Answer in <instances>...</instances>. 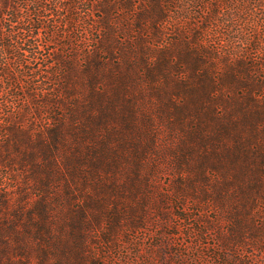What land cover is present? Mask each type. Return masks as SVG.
I'll return each mask as SVG.
<instances>
[{
	"label": "trees",
	"instance_id": "obj_1",
	"mask_svg": "<svg viewBox=\"0 0 264 264\" xmlns=\"http://www.w3.org/2000/svg\"><path fill=\"white\" fill-rule=\"evenodd\" d=\"M182 1L0 0V109L6 111L5 104L15 100L29 105L6 112L8 126L0 129V166L6 170L13 165L30 167L29 180L43 175L36 186L43 200L51 194L55 178L52 169H56L62 177L59 182L65 186L60 200L65 201L63 206H70L65 198L70 197L71 183L78 176L100 183L103 177L112 174L115 179L120 174L127 182L129 198L137 197V193L147 195L138 187L150 182L140 178L141 164L150 160L156 168V159L165 156L180 174L177 192L184 197L177 198L184 201L187 190L198 200L194 203L197 208L202 207L199 200H204L227 220L225 232H215L219 249L225 253L220 260H231L230 254L247 246L262 253L264 59L256 64L249 61L252 52H263L260 54L264 56V38H260L264 37V0H241L247 2L242 5L237 0H187L186 12L179 9ZM175 11L180 20L200 21L203 27L190 26L186 44L180 43L182 33L175 31L180 40L163 45L166 25L176 22ZM94 12L100 15L90 21L87 13ZM115 12H127L131 21L116 18ZM210 24L225 26L228 40L250 48H242L236 60L225 58L220 71L207 66L209 52L198 46L199 37ZM89 29L96 30L99 37L93 41L96 46L88 49L89 40L83 34ZM130 33H136L135 40L120 41L118 35L127 38ZM44 45H53L48 48L49 62L42 55ZM48 83L54 87H47ZM137 101H142L139 110H144L143 130L137 127ZM42 116L47 118L46 127L21 130L17 126ZM155 119L177 135L169 136L176 143L162 152L166 155L156 152ZM136 133L149 141L144 146L132 141L119 144L120 150L131 155L121 164L113 141L121 134ZM33 137L38 140L32 142ZM33 150L38 154L35 158ZM84 165L90 170L86 174ZM121 165L125 168L118 171ZM207 169L221 179L214 183L207 180ZM109 188L124 194L114 186ZM47 208L40 204L28 217L37 216L46 223L51 212ZM66 211L61 210V216L77 222L66 224L62 219L61 233L54 236L43 223L40 231L44 233L35 238L41 239V246L50 244L51 254L43 247L37 252L42 259L48 255L56 258L54 264H71L72 258L77 264H86L83 233L88 218L84 212ZM95 221L99 222V217H94ZM200 221L207 229L215 226L210 220ZM137 223L135 227H141ZM14 241L20 243L23 238L16 235Z\"/></svg>",
	"mask_w": 264,
	"mask_h": 264
},
{
	"label": "rangeland",
	"instance_id": "obj_2",
	"mask_svg": "<svg viewBox=\"0 0 264 264\" xmlns=\"http://www.w3.org/2000/svg\"><path fill=\"white\" fill-rule=\"evenodd\" d=\"M237 2L241 5L247 3L241 0H237ZM178 6L184 12L189 8L187 0L179 2ZM223 11L225 13L228 12L227 9H223ZM126 13L124 12L123 15L122 12H115L114 16L116 18L119 16L121 20L126 22L128 20L131 21L130 16ZM87 14H89L90 21L96 20L100 15L99 12ZM172 15L176 22L173 20L170 26L166 25L162 39L163 45L171 40H180L177 33L174 34L175 31L182 33L184 40L180 43L186 44L185 42L189 38L188 28L190 29V26L194 24L198 25L199 28L203 27L199 19V23L193 19L186 20L182 18L180 20L177 11ZM48 18H51V16ZM93 29L91 31L89 29L86 34H83L89 40L86 44L88 49L96 46L93 41L99 37V33ZM41 34L44 35V32ZM118 37L121 42L130 43L135 40L136 33H130L128 37L126 36L127 38L121 35H118ZM260 38L264 37L260 36ZM198 40L199 48L203 47L209 52L206 55L207 66H213L215 71H220L224 67L227 58L230 61L236 60L242 48L250 49L248 46L243 47L244 45L241 43H233L228 40L225 26L221 24L208 25V28L202 32ZM47 46L44 45L45 51L42 52V55L49 62V49L53 45H50L49 49ZM159 47L161 46L159 45ZM62 51L66 55L69 53V50L62 49ZM260 53L263 52H252L250 55L251 61L247 60L255 64L260 62L261 59H264V56ZM77 63H80V59H77ZM182 71L188 72L187 70ZM48 86L52 87L53 85L48 83ZM140 104H142V101L136 102V109L140 118L137 122V127L143 130L145 122L141 118L144 110H139ZM22 106L27 107L29 105L26 102L15 100L10 104H5L3 108L6 111H1L0 109V129L8 126L6 123L8 118L6 117V112H14ZM58 114H61V112L59 111ZM31 120L28 118L25 120L24 125H17L18 128L21 130H33L42 126L46 127L48 124L47 118L44 116L40 120L33 121V123H31ZM153 125L156 126L152 130L155 134L156 145L159 148L156 149V152L162 154L163 151L168 150L170 145L176 143L169 136L175 137L177 135H172L157 119H155ZM119 130L118 133H120ZM1 140L2 137H0ZM37 140V137L31 138L32 142ZM42 140L45 141L44 139ZM129 141L135 144L141 142L140 146H144L149 141V138H145L141 133H136L131 136L121 134L118 137V141L115 139L113 146L115 147L114 149L117 147L119 154H121L119 159L121 164H125L126 160L129 161L131 155L129 156L128 152L120 150L119 144H127ZM32 154L33 158L38 155L35 150H33ZM162 155H166V153ZM63 156L64 154L59 157L62 158ZM148 156L155 157L154 155ZM150 162V160L143 162L140 171V178L142 180L148 178L150 182H148L146 187L143 185L138 186L139 192L147 195L143 196L137 193V197L129 198L126 191L127 182L120 174L116 175L115 179L112 174L106 176L105 179L103 177L100 183H93L89 179L85 180L83 177L78 176L71 183L70 197L65 198V200L69 201L70 206H67L68 204L63 206L65 201H62L64 198V191L62 190L65 186L62 182H59L62 177L56 173V169H52V172H55V178L52 179L51 194L48 193L43 200V193L36 191L38 180L40 181L39 178L43 177V175H37V178L29 180L27 177L31 176L30 167L13 165L11 170H6L0 166V263L40 264V261L45 264L56 263L57 259H54L53 256L48 255L47 258L42 259L41 254L37 252L40 249L39 247H43L45 251L49 250L47 253L51 252L49 249L50 244H45L48 247L41 246V239L35 238L44 233L40 231V226L44 222L37 216L31 220L28 217L36 206L44 204V206L48 207V211H51L49 212L48 221L44 224L46 227H50L52 236L61 233L60 221L62 219L67 222L66 224L77 222L73 221V218L70 220L72 222H70L67 220V216L66 218L61 216V210L65 214L69 208L75 212L77 211L76 213H85L88 218V227L84 229L83 233L86 264H91V261H96L98 264H239L238 262L242 259L244 260L242 262H247L248 264H264V252L261 253L259 249L251 246H247L244 251L239 250L238 253L230 254L228 257H233L231 260L221 261L220 257L225 253L219 249V245L215 240V232L218 229L219 232H225L228 225L227 220L220 217L219 210L209 202L199 200L202 207L197 208L194 203L198 202V200L192 198L190 193L186 192L187 190L183 193L187 196L184 201L177 198L182 194L177 192L178 187L176 185V182L180 179V174L174 167L170 166L168 157L157 158L156 163L158 166L156 168H153ZM83 167L84 174L90 171L87 166L84 165ZM123 168L125 166L121 165L118 171ZM207 172L206 179L211 180L212 183L221 179L219 174L209 169H207ZM184 177L181 179H184ZM110 186L116 187V190L122 191L124 194L119 195L116 191L111 190ZM135 190L132 189V191ZM177 193L178 195H176ZM181 197L184 196L182 195ZM16 214L19 217H14ZM94 217L95 219L99 217V222H93ZM200 218L214 222V228H205ZM135 222H138L137 224L141 227H135ZM15 225H18V227L16 228ZM16 235L23 238V242L16 243L14 241ZM62 261L66 262V260ZM68 263L77 264V260L72 258Z\"/></svg>",
	"mask_w": 264,
	"mask_h": 264
}]
</instances>
